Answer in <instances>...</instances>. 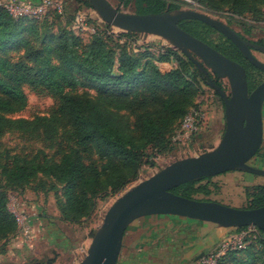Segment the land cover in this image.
Listing matches in <instances>:
<instances>
[{
  "label": "trees",
  "instance_id": "16d2710c",
  "mask_svg": "<svg viewBox=\"0 0 264 264\" xmlns=\"http://www.w3.org/2000/svg\"><path fill=\"white\" fill-rule=\"evenodd\" d=\"M73 1L83 9H93L89 0ZM118 1L125 6L133 3L139 15L173 12L185 4L180 0ZM195 1L217 10L229 6L239 16L261 13L259 0ZM76 10L71 13L64 6L62 15L51 13L71 19ZM49 14L42 18H14L0 7V136L12 130L45 129L53 133L66 122L75 148L66 151L60 162L51 164L18 156H8L6 160L0 152V241L5 249L17 235L19 224L8 208L7 190L1 179L12 188H21L40 174L53 177L64 185L63 213L71 219L85 215L98 197L116 195L138 177L148 163L145 158L149 150L152 154L175 150L173 136L193 108H198L196 99L202 92L203 75L178 51L167 48L157 56L136 53L127 47L131 46L130 38L139 33H112L107 24L97 27L88 41L68 29L57 34L41 32V22ZM179 26L245 68L249 91L261 83V72L226 37L222 35L225 42L220 45L208 40L210 32H217L211 26L194 20H184ZM32 35L41 37L39 46L29 42ZM18 51H23L19 58L13 53ZM163 62H174L176 66L162 72L158 63ZM25 85L41 88L56 99V110L50 117L34 121L12 117L26 108ZM78 148L83 154L95 151L100 165L86 164ZM210 179L192 181L171 192L200 200L198 195L211 194L210 185L203 184ZM247 191L250 206L246 209L264 206V185ZM234 229L240 233L247 227ZM242 249L228 251L219 264L241 252L257 255L264 264V239L247 238ZM54 263L55 259H48L44 264ZM27 264L43 263L34 260Z\"/></svg>",
  "mask_w": 264,
  "mask_h": 264
},
{
  "label": "rangeland",
  "instance_id": "374dc122",
  "mask_svg": "<svg viewBox=\"0 0 264 264\" xmlns=\"http://www.w3.org/2000/svg\"><path fill=\"white\" fill-rule=\"evenodd\" d=\"M60 1L64 3V6L71 13L78 8L71 16L72 20L68 16L59 17L50 11L48 12L50 14L46 18L47 20L43 19L44 21L42 20L43 22H41V24L44 23L41 32L45 33L48 31L57 34L62 29H68L88 41L93 34L92 30L96 31L97 27H99L97 18L91 17L89 14L90 17H86L87 21L79 24L77 20L79 16L83 13L88 15L90 9H83L79 4H75L73 0ZM108 1L119 11L136 13L133 3L125 6L118 0ZM180 1L185 2L180 9L207 13L215 19L228 24L234 31L250 42L264 46V0L257 1L261 13H251L245 16L234 15L229 6H224L217 10L201 5L195 0ZM115 31L119 33L118 30ZM207 38L215 45L225 42L222 35L218 32H210ZM40 40L41 37L34 35L29 38V42L34 47L39 46ZM130 42L131 46L129 45L127 49H133L136 53H149L157 56L159 52L171 48L178 51L180 56H184L181 51L174 49L164 40L152 35L136 34L133 38H130ZM22 52L13 53L14 55L17 54L16 56L19 58ZM253 55L264 63L263 52L253 51ZM175 66L176 63L174 62L158 63V67L162 72H166ZM260 78L262 80L261 76ZM221 81L225 90L229 91L228 81ZM23 90L28 99L26 108L19 113H15L12 116L13 118L34 121L37 118L50 117L55 112L56 99L45 90L28 85H25ZM88 92L91 94L95 93L94 90H88ZM196 106L198 108L193 109L201 110L202 113V119H200L202 122L198 133L187 141H174L173 136V142L177 146L171 152L152 154L151 150H149L148 156L145 158V160L148 159V163L140 169L139 175L134 181L116 195L107 198L98 197L94 201L93 208L87 214L75 219H71L72 216L69 217L63 213L65 206L64 185L59 184L53 177L40 174L29 185L21 188H12L4 182V179H1V183L7 190L8 208L17 217L19 229L17 235L9 242L6 249L3 246V242L0 241V255H12L15 258L22 256L23 259L17 262L21 264H27L34 260L42 261L44 264L48 259H55L54 264H78L79 260L85 257L91 240L101 226L107 211L125 190L139 181L152 177L175 161L198 156L218 145L225 131V109L221 97L216 94L214 89L209 87L205 78L202 82V92L196 99ZM69 133L66 122L60 124L58 130L53 133H49L45 129H38L37 131H7L0 136V152L6 160H8L6 158L8 156H18L42 163H57L61 161L66 151H69L71 147L75 148L74 140ZM78 150L82 156L84 155L86 164L91 165L94 163L100 165L101 160L95 151L91 154H83L81 149L78 148ZM249 165L264 170V139L260 150L249 162ZM218 176H222V178H211L209 181L203 182V184L210 185L211 194L209 196L198 195V199L213 201L210 199L212 198L218 200L217 203L226 206L240 209L247 208L250 206V201L246 197L247 190H252L253 187L258 185H264V176L247 172L231 171ZM225 178L228 180H224ZM244 198L246 199L245 201ZM243 201L244 204L242 205ZM151 217L163 216L143 217L130 225L124 236L125 241L123 240L119 258L127 253L130 243L128 238L134 227L148 223ZM168 217L181 219L176 216ZM228 237H233L235 240L234 246L238 247L235 250H231V252L243 250L239 248L240 239L238 238L240 235L234 228L229 230V234L224 239ZM13 241L19 242V245L11 246ZM243 257H238V259L245 262L246 260Z\"/></svg>",
  "mask_w": 264,
  "mask_h": 264
},
{
  "label": "water",
  "instance_id": "95a60500",
  "mask_svg": "<svg viewBox=\"0 0 264 264\" xmlns=\"http://www.w3.org/2000/svg\"><path fill=\"white\" fill-rule=\"evenodd\" d=\"M89 2L98 17L119 32L158 37L189 58L200 73L207 76L209 87L222 97L226 129L212 150L175 161L125 190L107 211L85 257L78 264H117L127 229L136 220L147 216H176L226 229L254 226L264 232V206L240 209L214 201L188 199L171 192L189 182L231 171L264 176L263 169L249 165L264 139V81L249 94L246 70L208 43L183 30L179 23L194 20L211 26L232 42L248 62L263 74L264 63L253 55L252 50L264 53V46L250 42L225 22L204 12L177 9L139 15L119 11L108 0ZM209 73L215 75L217 80L228 81L230 96L212 80Z\"/></svg>",
  "mask_w": 264,
  "mask_h": 264
},
{
  "label": "crops",
  "instance_id": "0c3cea01",
  "mask_svg": "<svg viewBox=\"0 0 264 264\" xmlns=\"http://www.w3.org/2000/svg\"><path fill=\"white\" fill-rule=\"evenodd\" d=\"M23 1L40 3L42 0ZM216 177L222 178H212ZM210 199L218 202L216 199ZM149 220L146 224L137 227L134 225L128 238L130 243L127 253L119 258L117 264H200V257L212 251L231 230L212 223L182 218L171 219L168 216L151 217ZM18 245L17 241L11 244L14 247ZM238 257H243L246 261H240ZM21 259L22 256L15 258L12 255H0V264H21L17 263ZM251 263L260 264L258 256L247 255L245 252L229 256L225 261V264Z\"/></svg>",
  "mask_w": 264,
  "mask_h": 264
},
{
  "label": "built area",
  "instance_id": "2783aa9c",
  "mask_svg": "<svg viewBox=\"0 0 264 264\" xmlns=\"http://www.w3.org/2000/svg\"><path fill=\"white\" fill-rule=\"evenodd\" d=\"M0 7L6 9L14 18L19 17H29V18H42L50 11H56L59 14L64 13V3L59 0H42L40 3H31L23 0H0ZM97 18L99 26L105 24L92 9L87 13H83L79 16L78 23H85L87 21L86 17ZM116 28L111 26L112 33H116ZM93 33L96 31L93 29ZM201 110H193L190 112L182 122L180 129L174 135V141H187L193 135L199 132L200 123L202 122ZM240 245L239 248L245 246V240L247 238H252L254 240L264 239V234L257 227L250 226L247 229L239 233ZM235 240L233 237H228L221 241L212 251L204 254L200 259V264H219L220 259L231 250H235ZM81 260V259H80ZM79 260V261H80Z\"/></svg>",
  "mask_w": 264,
  "mask_h": 264
},
{
  "label": "flooded vegetation",
  "instance_id": "af4514ba",
  "mask_svg": "<svg viewBox=\"0 0 264 264\" xmlns=\"http://www.w3.org/2000/svg\"><path fill=\"white\" fill-rule=\"evenodd\" d=\"M253 51H255V50H252V52ZM245 58V57H244ZM246 59V58H245ZM247 60V59H246ZM248 61V60H247ZM252 65V64H251ZM256 68V67H255ZM245 69V68H244ZM246 70V69H245ZM259 70V69H258ZM260 71V70H259ZM261 72V71H260ZM246 73H247V71H246ZM203 75V77L207 80V76L205 75V74H202ZM209 76L212 78V80L213 81H215L218 85L220 84L221 86H222V81L221 80H217V78H216V76L215 75H213V74H211V73H209ZM261 77H262V81H261V83L264 81V74L261 72ZM260 83V84H261ZM259 84V85H260ZM223 87V86H222ZM224 88V87H223ZM225 89V88H224ZM248 90H249V87H248ZM226 91V90H225ZM253 91V90H252ZM252 91H249V94H251L252 93ZM226 92H229V91H226ZM228 96H230V94L228 93ZM221 97V96H220ZM221 100H222V102H223V104H224V101H223V99H222V97H221ZM226 120V119H225ZM263 121H264V106H263ZM225 129H226V121H225ZM225 132V131H224ZM224 134V133H223ZM223 136V135H222Z\"/></svg>",
  "mask_w": 264,
  "mask_h": 264
}]
</instances>
